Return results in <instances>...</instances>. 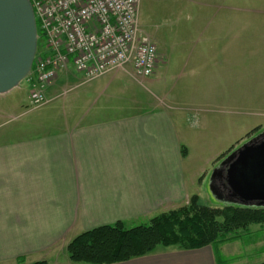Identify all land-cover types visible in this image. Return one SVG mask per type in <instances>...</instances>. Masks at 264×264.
<instances>
[{"label": "crops", "instance_id": "1", "mask_svg": "<svg viewBox=\"0 0 264 264\" xmlns=\"http://www.w3.org/2000/svg\"><path fill=\"white\" fill-rule=\"evenodd\" d=\"M231 4L237 12V0ZM240 18L252 16L231 13L232 37L239 33ZM253 18L264 21V15ZM216 32L198 34L202 39ZM175 49L185 63L202 62L200 55L223 50L203 46L196 57L187 47ZM175 49H158L156 71L148 80L157 90L163 91L159 72L169 70ZM79 74L83 80L74 86L83 89L73 104L81 108H72L65 124L52 130L19 127L0 132V264H86L72 262L67 252L80 233L119 221L127 228L147 224L193 195L203 198L204 174L194 171L189 177L188 166L192 147L200 146L206 128L200 104L205 95L164 91L146 105L137 92L144 79L138 80L130 65L92 80ZM70 82L67 69L50 86L65 88ZM191 85L197 86V80ZM207 100L215 101L213 96ZM209 189L214 196L211 185ZM242 237L190 250L159 246L113 264H219L218 252L229 254L230 264H243L250 252L234 246Z\"/></svg>", "mask_w": 264, "mask_h": 264}, {"label": "rangeland", "instance_id": "2", "mask_svg": "<svg viewBox=\"0 0 264 264\" xmlns=\"http://www.w3.org/2000/svg\"><path fill=\"white\" fill-rule=\"evenodd\" d=\"M237 2L239 16L252 18H240L239 33L237 36L234 33L233 37L230 15L237 12L236 8L232 11L231 0H141L139 5V27L155 40L158 49L187 47L196 57H199L198 52H203V46L223 49L217 54L200 55L202 62L190 63L179 60L183 54L172 50L169 70L165 73V69H160L159 72L165 82L163 91L148 82L150 77L142 84L136 82L137 92L146 105L164 91L185 94L186 90L190 95H205L200 104L205 108L202 120L206 122V128L202 131L200 146L192 147L193 160L188 168L191 170L189 177L194 171L204 174L200 202L208 206H221L209 189L215 169L236 149L264 131V21L253 18L264 15V0ZM215 17L220 18L216 20ZM213 31L220 32L204 34L210 38L202 39L198 34ZM69 71V85L55 89L50 86L46 90L49 101L41 106L31 105V89L26 79L11 91L0 94V132L19 127H29L30 132L52 130L65 124L69 111L81 108L79 104H73V97L83 89L74 86L82 82V75L73 67ZM194 80H197V86L191 85ZM69 88L71 90L64 94ZM210 96L215 101L207 100ZM196 121L193 119L191 125ZM253 225L257 226L250 225L247 231L240 232L243 237L234 244L243 252H250L243 264L264 261V223ZM235 235H227V239L218 245L229 244L240 237ZM230 257L229 254L221 255L219 264H230Z\"/></svg>", "mask_w": 264, "mask_h": 264}, {"label": "built area", "instance_id": "3", "mask_svg": "<svg viewBox=\"0 0 264 264\" xmlns=\"http://www.w3.org/2000/svg\"><path fill=\"white\" fill-rule=\"evenodd\" d=\"M30 1L38 27L37 52L26 77L33 107L49 101L47 88L70 67L86 80L129 65L136 78L154 74L159 51L139 27L141 0Z\"/></svg>", "mask_w": 264, "mask_h": 264}, {"label": "trees", "instance_id": "4", "mask_svg": "<svg viewBox=\"0 0 264 264\" xmlns=\"http://www.w3.org/2000/svg\"><path fill=\"white\" fill-rule=\"evenodd\" d=\"M263 223L264 207L231 203L208 206L193 195L188 204L160 213L147 224L127 228L119 221L84 231L70 241L67 252L74 263L113 264L144 256L159 246L188 250L217 246L227 235L237 237L250 225Z\"/></svg>", "mask_w": 264, "mask_h": 264}, {"label": "water", "instance_id": "5", "mask_svg": "<svg viewBox=\"0 0 264 264\" xmlns=\"http://www.w3.org/2000/svg\"><path fill=\"white\" fill-rule=\"evenodd\" d=\"M37 47L38 27L31 1L0 0V94L25 80ZM211 183L214 196L222 203L264 207V131L225 158Z\"/></svg>", "mask_w": 264, "mask_h": 264}]
</instances>
